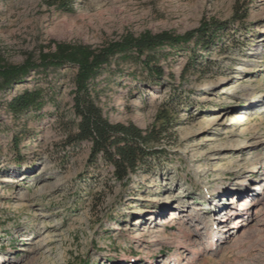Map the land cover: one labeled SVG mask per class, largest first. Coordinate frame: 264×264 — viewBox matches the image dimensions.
<instances>
[{"label":"rangeland","instance_id":"1","mask_svg":"<svg viewBox=\"0 0 264 264\" xmlns=\"http://www.w3.org/2000/svg\"><path fill=\"white\" fill-rule=\"evenodd\" d=\"M217 23L206 49L167 46L155 73L142 57L97 80L111 123L159 133L161 156L124 184L91 165L89 143L70 146L76 69L0 94V264H264V0H0V52L39 65L53 42L99 49ZM26 89L43 107L15 117Z\"/></svg>","mask_w":264,"mask_h":264},{"label":"trees","instance_id":"2","mask_svg":"<svg viewBox=\"0 0 264 264\" xmlns=\"http://www.w3.org/2000/svg\"><path fill=\"white\" fill-rule=\"evenodd\" d=\"M66 3L63 2L62 6ZM217 23L214 31L206 25L175 37L168 32L159 34L144 33L138 38L125 37L122 41L111 42L102 48L94 49L86 45L53 42L54 50L42 53L40 64L27 61L19 67L8 66L0 52V94L23 84L31 71L76 69L73 95V111L78 120L76 131L69 134L70 146L81 143L90 144L91 165L100 159L104 165L113 170V177L119 184L127 182L131 176L142 170H151L161 153L152 147L159 142V133L145 132L129 124H113L103 114L98 105L96 91L97 80L114 63L116 65L129 60H140L151 69L154 60L152 53L159 49L178 47L195 41L203 49L209 47L211 40L224 31ZM12 115L18 117L35 112L43 107V93L40 89L24 90L17 93L7 104Z\"/></svg>","mask_w":264,"mask_h":264},{"label":"bare ground","instance_id":"3","mask_svg":"<svg viewBox=\"0 0 264 264\" xmlns=\"http://www.w3.org/2000/svg\"><path fill=\"white\" fill-rule=\"evenodd\" d=\"M242 111V110H241ZM244 111V110H243ZM237 121L238 122H235V123H241V124H245L246 123V120H247V117H245L244 115H242V114H240L237 118ZM242 194V193H241ZM239 222H240V220H239ZM194 253V251L192 252V254Z\"/></svg>","mask_w":264,"mask_h":264}]
</instances>
